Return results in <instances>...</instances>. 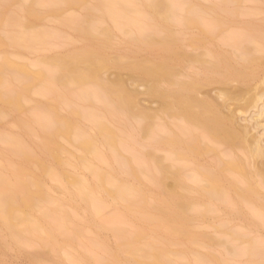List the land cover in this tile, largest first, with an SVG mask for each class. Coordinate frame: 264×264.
Wrapping results in <instances>:
<instances>
[{
  "label": "bare ground",
  "instance_id": "6f19581e",
  "mask_svg": "<svg viewBox=\"0 0 264 264\" xmlns=\"http://www.w3.org/2000/svg\"><path fill=\"white\" fill-rule=\"evenodd\" d=\"M83 5L84 0H0V45L11 42L18 44L27 39L25 32L20 30L27 25L23 16L30 21L42 12L62 13ZM148 5L154 10L152 16L148 17L150 20L159 18L164 21L174 17L173 9L166 0H151ZM130 7L129 0H97L95 5L122 30L136 32V39L150 47L161 46L167 50L168 54L161 59L146 57L140 60L142 63L138 59L135 60L137 62L131 61L128 69L133 78L137 76L152 82L146 85L147 94L159 97L160 111L173 114L180 121L177 125L185 136L180 133L157 141L159 148L164 146L168 149L171 146L177 149L174 156H167L181 161V165L173 171L176 188L164 187L170 175V166L159 164L152 154L145 153L156 160L149 159V162L141 157L148 161L145 168L139 169L133 166L132 158L122 154L121 149L128 147L127 143H123L122 136L108 123L107 118L116 120L122 113H127L129 118L136 117L138 90L127 89L130 85L124 83L123 76L119 78L124 82L120 79H102L100 72L107 67L109 60L96 58L98 51L84 50L60 57L51 67L36 72L15 63L8 54L2 55L0 121L13 115L15 126L20 128L21 133L0 132V141L7 144L10 156L0 169V226L12 241L25 248L53 250L58 247V235L72 238V235H80L81 232L70 227L72 216L66 208V201L53 198L42 176L59 181L65 179L67 184L76 186L73 197L86 201L97 215L107 206L103 198L105 194L115 203H124L126 209L142 222L166 233V237L161 239L149 233L150 228L130 232L123 225L118 226V221L125 222L124 216L119 212L112 213L114 215L107 221L118 237L117 249L111 250L105 243L92 239L95 246L102 248L101 254L95 253L90 257L94 264H180L182 251L174 249L173 245H177L181 237H187L191 242L198 241L189 226L191 210L205 214L222 208L230 219L249 220L255 228L264 227V223L250 219L251 214L262 218V221L264 219V59L256 55L264 53L263 31L253 29L246 33H229L226 40L237 52L235 55L230 53L233 50L226 53L222 51L223 48L221 51L211 49L210 53L207 51L208 54H203L214 59L200 62L201 71L191 68L192 71H189L187 66L190 64L184 63L185 51L175 53L170 47L171 41L161 35L160 25L154 28L155 31L153 29L150 34H145L140 18L128 12ZM189 9L190 15L183 19L184 24L198 23L197 10L193 7ZM80 20L85 31H92L99 24L91 19ZM65 22L76 24L80 21L77 16L70 15ZM221 28L219 20H215L208 22L202 31L211 35ZM6 30H12V33L6 35ZM101 30L110 35V29L102 27ZM46 34L34 31L30 42L43 39ZM154 34L161 36L155 37ZM251 43L252 48L247 46ZM204 46L197 44L193 47L199 49ZM171 52L175 53L172 55L177 54L179 59L169 55ZM143 62L150 65L146 67ZM142 64L144 66L141 68ZM198 67L201 69V66ZM162 82L167 86L164 87ZM32 93L52 96L59 104L68 101L69 114L62 115L58 104H35L26 108ZM93 97L103 101L101 110L89 109L82 104L95 101ZM26 110L28 114L20 116ZM146 111L140 114L143 131L152 126L151 114ZM76 117L90 120L97 133L92 134L84 129ZM28 137L35 139V145L28 142ZM62 139H79L83 154L78 164L91 170L96 178L94 182L86 181L85 177L79 175H70L69 178L58 171V165H65L63 154L66 148ZM91 157L92 161L93 158L103 161L110 169L95 167ZM152 161L156 162L157 168ZM188 167L192 171L189 175L192 182L202 179L206 184L199 187L188 185L185 175ZM141 172L147 173L161 188L157 199L150 201L146 190L133 182L139 179ZM108 184L114 189L108 188ZM202 203L204 210L199 206ZM42 231L46 233L45 237L39 235ZM233 234L236 238L246 235L238 230ZM238 253L249 257L248 264H264V239H252ZM34 256V259H39V256ZM217 262L213 255L195 257V264Z\"/></svg>",
  "mask_w": 264,
  "mask_h": 264
},
{
  "label": "rangeland",
  "instance_id": "374dc122",
  "mask_svg": "<svg viewBox=\"0 0 264 264\" xmlns=\"http://www.w3.org/2000/svg\"><path fill=\"white\" fill-rule=\"evenodd\" d=\"M129 2L131 7L128 9V12L140 18L141 25L144 27L142 30L145 34H150L153 32L154 28H158L160 25L161 35H163L165 39L167 38L171 41L170 47L175 53L185 51L186 61L184 63L191 65H186L189 71H192L193 69L196 71L203 70L202 63L200 62L206 60L212 61V59H214V57L206 55L208 52L210 53L211 49H220L221 51L223 48L222 51L226 53L233 50V52L230 53H234L235 55L237 52H234L235 49L231 47L226 40L229 33L230 35L235 32L246 33L253 29H261L264 33V0H166L173 9L174 17L164 21L159 18H153L152 20L148 19V17L152 16L154 11L153 8L148 5L151 0H129ZM96 3L97 0H84V5L81 8L64 11L62 13L42 12L40 16L32 17L30 21L23 16L22 18L27 22V25L21 27L20 30L25 32L27 39L18 44L11 42L0 45V56L8 54L15 63L20 64L21 66H26L31 71L36 72L41 68L51 67L60 57L77 54L84 50L98 51L96 58L104 57L109 60L107 67L100 72L102 79L113 81L120 79L119 77L123 76L122 78H124L125 82L123 79L120 80H123L124 83L130 85L126 87L127 89H131L132 91L136 88L138 90V106L135 108V114L137 113L136 117L129 118L127 113H122L115 118L116 120H110L107 118L108 123L117 129L122 136L123 143H127L128 147L124 146V149H121L122 154L128 158H132L133 166L138 169L143 168L146 165L145 162L147 163L152 157L158 159L160 162L154 158L159 164L162 163L164 166H170V168L168 167L170 169V175L166 179V184H164L166 186L164 187L166 189H175L176 180H174L175 174L173 175V171L181 165V161L176 160L175 157H173L174 159H169L167 156H174V152L177 149H172L171 146H169L168 149L167 147L164 148V146L163 148H159L157 146V141L162 138L168 139L173 137V135L176 136L178 134L185 136L182 131H180V127H178L180 121L175 115L163 113L162 110L160 111L161 101L158 99L159 97L156 96L155 98V96H153V98L147 94L146 88L148 85L152 84V82L144 81V78H139L136 75L134 79V75H131L130 69H128V65L131 61L137 62L135 60L138 59V62L142 63L141 59L146 57L161 59L163 56L166 57L168 54L167 50L161 46L158 47L151 45L153 47H150L147 43L135 38V34H137L136 32L133 33V31L127 32L122 30L110 17L105 15L103 10L95 8ZM191 7L197 10L199 14V22L187 25L184 24L183 19L190 15L189 8ZM70 15L77 16L80 22L76 24L66 23L65 18ZM80 19H91L93 22L99 24L94 30L85 31L82 29ZM215 20H219L222 28L218 29L214 34H204L202 28H204L208 22ZM102 27L110 29V35L102 33ZM34 31L46 32L47 34L43 39H36L30 42L31 33ZM10 33H12V30H6L4 32L6 35ZM154 35H156L155 37L161 36L160 34L158 36L157 34ZM28 42H30V44H28ZM257 42L259 44L261 43V41ZM197 44L206 46L199 48L200 50L194 49L193 46H196ZM251 45L252 43L249 45L247 44V46L252 48L253 45ZM144 49L148 50L144 52ZM149 50L152 51L150 52ZM172 53L173 52H171V54L169 53V55H172ZM169 55L168 57H170ZM212 55L214 56V54ZM256 55L264 59L263 52H259ZM172 56H174V59H179L177 54ZM194 58L195 62H192ZM197 58H199V60ZM144 65L147 67L148 64L145 63ZM144 65L142 64L140 67L142 68ZM198 66H201V69ZM162 84L164 87L167 86L166 83L162 82ZM28 98L30 101L26 102V108L32 107L35 104H58L59 111L62 115L67 116L69 114L68 101L59 104V102L52 96L47 97L35 93L29 95ZM82 104L84 107L99 111L104 103L103 101L95 99V101ZM156 108H158V111ZM142 111L148 112L152 117V121L150 119L152 126L144 131L141 126L142 120L140 114H142ZM27 114L28 110L22 112L20 116L24 117ZM76 120L84 129H88L87 131L90 133H97V128H95L90 120L83 117H76ZM0 132H9L12 134L21 133L20 128L15 126V117L13 115L0 121ZM69 140H61L66 148V152L63 154L65 165H58V171L64 172L69 178L73 175H79L83 178L85 177L86 181L91 183L94 182L96 178L91 170H88V167L84 168V166L81 167L78 164V159L83 154V150L81 151L78 144L79 139ZM28 142L35 145L34 138L28 137ZM6 145L7 144L0 141V169L10 158L8 155V146ZM142 153L144 155L145 153L152 154V157H149L150 155L143 156ZM136 155L138 157H136ZM141 157L147 158L148 160L144 161V158L141 159ZM91 162L94 166L96 164L95 167L99 166L104 170L110 169L109 165L103 161L99 162V160H95L94 158L92 161V157ZM154 162L152 161V163ZM53 164L57 167V163L53 161ZM156 165L155 162L154 166L156 167ZM185 172L186 178L190 180H187V182H189L188 185L199 187L206 184V181L203 182L202 179H200L201 182L200 180L196 182L194 180V182H192L193 179L189 178V175L192 172L189 167ZM42 178L46 188L50 191L49 193L53 198L55 197V199L66 201V208L70 211L72 216L70 227L73 229H80V235H72V230L70 229V233L73 236L72 238L67 237L69 235L65 236L60 234L56 238V243L58 245L56 249L46 250L47 248H45V250H39L40 252L37 250L40 253L38 255V252L35 251L36 249L34 250L33 247L26 246L25 248V246L23 247L17 242L12 241L5 230L0 226V264H87L89 262L90 264H94L90 257L95 253L101 254L102 248L100 249V247H98L99 245L95 246L91 242L92 239H97L95 240L97 243H105L111 250L117 249L116 243L118 237L114 233L111 223L107 221L117 212L121 213L125 219H123V221H125L124 223L118 221V223H120L118 226L123 225L124 228L129 229L130 232L139 228H150L148 230L149 233H153L155 237L161 239L166 237L165 232H160L155 226L142 222L139 217L130 213L126 209L124 203H115L110 197L104 194L103 198L106 199L107 206L106 208H103L101 214L97 215L93 211V208L88 207L86 201L73 197V192L76 191V186L71 183L67 184L65 179L59 181L48 176H42ZM133 182L146 190L150 201L157 199L161 193V188L150 179L147 173L141 172L139 179ZM108 188L114 189L110 184H108ZM199 206L200 209L204 210L205 206L203 203ZM189 212L192 217L189 226L198 241L191 242L187 237H181L179 238V243L173 245L174 249L182 251L181 258L179 259L180 264H195V257L197 255L205 257L213 255L218 259L217 264H223L225 262L228 264H248L249 257H247V255H237L239 254L238 251L240 248H246L252 239H264L263 226L255 228L249 220L230 219L229 216L226 215V211L222 208L217 209L214 212H204L205 214H200L193 210ZM250 216V219L262 222V224L264 223V219L262 221V218L254 214H251ZM237 230L240 232L243 231L246 235H244V237L240 236L239 238L233 237V233ZM39 235L45 237L46 233L42 231ZM34 237L36 236L34 235ZM34 239L38 240L36 238ZM90 244L94 245V247ZM34 255H37L36 257L39 256V259H34Z\"/></svg>",
  "mask_w": 264,
  "mask_h": 264
}]
</instances>
